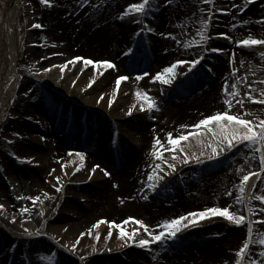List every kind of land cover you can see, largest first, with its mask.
<instances>
[{"label": "bare ground", "instance_id": "obj_1", "mask_svg": "<svg viewBox=\"0 0 264 264\" xmlns=\"http://www.w3.org/2000/svg\"><path fill=\"white\" fill-rule=\"evenodd\" d=\"M137 1L140 2V0ZM81 5L80 0H53L51 6L45 7L42 17L36 24L43 25V27H34L37 33L35 32L30 37L27 56L36 55L38 57L36 68H42V64L43 69L57 65V67H51L50 71H41L44 72L43 77L49 72L60 70L59 65L66 62L61 57L62 53L69 55L70 59L80 56L103 60L100 57L107 56L108 59L104 60L113 61L116 67L104 71L103 75H100L91 65L85 68L81 61L80 65H69L64 70L65 76L59 84L57 80L50 83L46 82L39 74L36 75L37 73L33 72L35 68L32 62L22 61L20 63L15 38L18 9L12 8L7 14L6 25L10 31L11 63L6 77L0 85V107L10 81L18 74H22V82L19 99L11 109V118L3 128V137L0 141V205L4 206L0 208V264H29V260L34 259L40 249H43L44 244L46 247L54 246L57 252L70 255V258L77 259L79 264H97L98 260L107 264H139L138 251L144 253L147 252V248L133 243L131 239H122L119 229L115 227L112 228L111 238L108 237L109 225L101 224L98 229L93 227L101 218L114 220L118 223L123 221L124 217L118 220V216L124 213L119 206L120 203L135 211L139 215V219L152 227L150 229L154 233L161 231L158 225L168 218L171 210L180 211L181 216L188 213L186 210L231 205V210H239L242 214L249 215L247 211L249 201L245 199L243 204H238L235 200L239 195V183L244 174L234 175L232 169L224 163L228 161V158L240 157L245 154L243 158H246L247 161L243 169L246 174L250 170L256 171L257 169V166L256 169L254 168V155L249 152L244 153L243 148L248 146L245 142L230 149H226V146L223 145L224 149L228 151L227 156L223 157L222 154L216 156L211 152L209 143L210 141L216 142V138L211 131H203L204 128L199 130L200 135H193L187 141H182L181 147L184 151L177 149L175 160H173L171 151H163L164 159L177 165L176 171L171 172L168 165L164 164L163 171L159 173L163 179L156 180L158 186L155 190L150 187L152 181H149L148 177L154 166L162 163L152 154L154 140L159 137L170 149L171 145L167 144L169 130L165 129L162 132L149 130L145 115L148 111L146 108L141 110L140 102L135 101L138 99L136 96L138 89L141 92H148L151 97L156 93L154 85L150 82L151 76L138 79L141 73L130 72L126 66V60L135 59L136 55L129 53L123 57L119 51L123 45L128 43L135 44L138 41L150 43L153 39L155 45L158 48L161 47V51L156 55V65L159 70L178 58L189 57V50L179 51L174 41L175 38L181 39V41L186 40L182 39L177 30V24L184 21L185 16L171 8L170 3L165 0L162 3L160 1L159 8L162 7L167 12L161 27L163 33L157 37L154 31H148L149 28L154 29L161 22L157 21L156 25L154 15H152L153 17L144 16L143 20L140 17L138 20L133 19L130 22H125V26L134 28L132 32H129L127 28L116 24L117 18L111 20L110 15L100 14V16L95 15L91 18L82 16L79 14L80 9L83 11L86 7L82 6L81 8ZM210 6L213 11L208 34L210 45L204 46L202 55L204 63L208 66L212 62L213 65H216L215 57L218 54L216 51L210 50L216 48L213 43L215 36L217 33L225 31L223 23H220L219 15L222 13L219 10L221 7L219 0ZM110 9L113 13V9ZM247 15L258 25L264 26V23H261L264 20V11L258 5L253 6L251 10L248 9ZM241 32L242 30L235 32L233 37H238ZM154 35L156 38L152 37ZM37 43L45 45L38 52H36ZM59 43L60 45L57 46ZM229 54L232 63L227 62L222 67L218 66L213 73L207 72V76H215L216 80L219 77V86L214 90L208 88V90L202 91L200 109L185 102L174 107L173 128L176 125L178 127L195 125L208 115H213L218 111H229L227 104L222 101V97L220 98V94L226 97L228 94L225 93V88H228L229 93L237 89L238 79L235 75L238 69L242 70L240 76L252 84L251 72L254 71L253 69L256 70L252 61L237 51H232ZM233 54H235V59H233ZM41 56L44 57L42 60ZM179 69L173 84L168 85V89L180 91L181 86L185 84L183 79L191 77L193 74V69L189 70V67H180ZM122 73L129 79L121 82L115 100L109 106L108 101L112 99V93L116 89L117 75ZM92 78H95V83L88 87ZM32 80L37 83H32ZM190 81L189 83H191ZM192 85L194 86V80ZM252 85V91H254V84ZM218 89V94L214 95ZM101 95L104 97L103 100H100ZM203 95L207 96L203 97ZM169 96L171 97V95ZM258 105L257 109H252L253 113L250 116L252 119H256L258 116L264 117V106L259 103ZM33 106L36 109H32ZM129 109H132L131 114H129ZM240 110L241 107L238 106L237 109L235 108V113ZM212 126L218 127L217 125ZM178 127L173 130L174 133L183 129ZM140 128L143 129L139 131ZM112 129H116L120 134L116 137L114 135V139L110 138L109 141L107 136ZM24 131L26 132L23 133ZM57 131L62 133H59V137L54 139V136L51 135L56 134ZM78 134L79 139L76 142V147L79 151L73 148L72 150L68 138ZM90 138H92L91 141ZM86 141L89 142V148L86 144L84 145ZM129 141L143 142L142 149L138 150L136 144ZM46 147L48 151L52 152L51 156L48 153L37 152V149H46ZM126 151H131V154H126ZM79 152L85 154L83 165L77 155ZM185 153L191 159L186 163H181ZM118 155L126 158L125 163L121 164L117 160L115 156ZM41 159L47 160L46 164L50 167V170L46 171V175L43 176V179L45 177L44 182L38 180L34 174L36 170L45 173L46 168L42 165ZM97 164L101 165V168L93 174L91 169ZM116 167L118 171L113 172ZM189 167L193 169V172L189 176H180L181 171ZM77 168L80 170L77 171ZM104 169H107L111 174L105 175ZM15 171H19L21 177L25 173L31 179L32 186L29 191L33 196L40 197L38 201L33 202L28 199L27 192L23 191L26 181L14 177ZM57 176L61 178L60 181L56 180ZM254 178L250 179L249 184ZM16 181H18L17 184ZM17 186L19 190L16 194L14 191ZM58 186H62V189L58 190ZM217 187L224 188L225 193L231 192L232 195H226L225 200L215 201L213 190ZM186 190L190 192L199 190L193 195L191 202L200 207L196 208L191 205L193 208L190 209L185 204L186 201L181 197H184ZM165 192L170 193V199H174L171 204H169L168 198H164ZM68 196L76 197L90 214L76 211ZM178 198L180 200L177 201ZM220 201L224 203H220ZM251 204L254 207L258 206L259 209L264 206L257 200L251 201ZM46 207H48V211H46ZM25 208L28 209L27 212L23 211ZM259 209L256 210L259 212ZM99 210L101 211L98 212ZM103 211L104 213L98 216ZM24 215L23 221H19V218ZM151 216H156L157 219H152ZM45 217L46 220H51L48 225L45 223ZM128 217L132 216L128 215L126 218ZM254 217L255 215L252 216V219L255 222ZM77 218H79V222H76ZM91 218L93 220L89 221ZM24 221H28V223L26 224ZM31 222L38 224L35 225ZM152 222L157 223H155V227ZM243 226H237L222 216L202 219L195 226L189 225L182 229L175 238L166 237L167 243H176L182 248L178 249L174 246L178 254L167 253V258L161 263L235 264V261L239 259L237 250L242 246L247 235L242 231L239 232L236 238H240L242 241L239 246L235 247L233 240L223 231ZM137 228H139L137 240L147 237V233L140 225H137ZM126 230L132 231L133 225L129 224ZM97 231L100 233L99 241L96 239ZM253 231V239H258L259 233L264 231V223H254ZM9 240L12 246L8 249L5 245ZM73 245L76 247L74 248ZM257 247V245H253V251ZM150 248L151 251L153 250L159 255L164 253L158 241L152 243ZM198 249L204 251L203 255L198 256L195 253ZM253 251L248 259L253 257ZM31 264L36 263L33 260ZM245 264H247V260Z\"/></svg>", "mask_w": 264, "mask_h": 264}, {"label": "rangeland", "instance_id": "obj_2", "mask_svg": "<svg viewBox=\"0 0 264 264\" xmlns=\"http://www.w3.org/2000/svg\"><path fill=\"white\" fill-rule=\"evenodd\" d=\"M160 1L161 3L163 2V0H155L156 6L149 9L147 13L149 17H153L152 15L155 16L156 25H157V21L158 22L161 21L160 24L155 26L156 33H159V34L163 33L161 27L163 26V18L165 17L166 12H167L164 9H162V7L159 8L158 3ZM131 3H139V2L137 0H80V4H82L81 8L82 6H84L86 7V9L83 11L80 9L79 14H82V16L89 17V18L95 15L100 16V14L110 15L111 20H115V18H117V21L115 22L118 26L122 28H127L129 32H132L134 28L128 25L125 26L126 25L125 22L126 23L128 21L130 22L133 19L138 20L140 17L143 20L144 15L133 14L131 16H125L123 19H121V14L126 10L127 6ZM216 3H217V0H216ZM246 3H247L246 0H219V4L221 5V7L228 9V11H221L222 13L223 12L225 13L224 15L221 16V22H220V23H223V26L225 29L223 33H228L229 35L233 37V34L235 32H238L240 30H242V32L239 34L238 37L234 36L232 40H229L225 36H222V35H220L216 39V43H215L216 48H220L222 49V51L216 52L219 55L215 63L217 66L210 64L209 70L211 69V71L213 72L214 70H217L218 66L222 67L227 62L232 63V59L230 57L231 55L229 54L232 51H237L241 55H243L246 59H250L252 61L253 66H255L256 68V70L253 69L254 71L251 72L252 84H254V91H252V88L251 89L249 88L250 83L248 82V80L240 76V73L242 72V70L238 69L235 75L238 79V83H237L238 87L236 90H233L230 92V93H238V94L236 95L228 94L226 95V97L220 94V98L222 97V101L225 102L227 98H229V100L232 101L233 106L230 110L231 113L233 114L248 113L249 115H246L245 118L252 119V117H250L253 113L252 109H255V108L257 109V106L259 105L258 103L253 102L250 99V97L247 95V93L251 91L253 92L254 95L259 96L260 90L264 89V56L260 55V53L264 52V46H253L252 48H247L244 46L237 45L235 41L240 40V39H245L247 38L248 35H253L257 38H264V26L258 25L257 23L253 21L252 18L248 17L247 15V10L248 9L251 10L253 6H257V5L262 9V11H264V0H251V2L247 3V6H245ZM15 4H16V0H0V83L4 79L9 69V65L11 63V52H10V47H9L10 31L7 29L6 18L10 10L12 8L14 9ZM243 5L244 7H242ZM47 6L48 5H44L43 3H41V0H19L18 6H17L18 11H17V20H16V28H15V32H16L15 38L17 40V49H18L17 56H18V60L20 61V63L22 61L23 62L29 61L30 63L32 62V65L35 68L33 72L37 73L36 75L39 74L46 82L53 83L52 81L57 80V83L59 84L60 80L63 79V77L65 76L64 71L61 72L59 70L53 73L49 72L45 77H43L42 75L44 74V72H41L43 71V64H42V68L35 67L39 61L38 57L36 55L27 56L30 37L35 32L37 33L33 25L38 24V20L43 15V9ZM237 6L240 8H243V11H241L240 8H239L240 10L239 11ZM170 7L173 8L176 12L182 13L185 16V20L177 24V30L180 33V36L182 37V39L185 38L186 40L181 41V39L175 38L174 41L179 51H181L182 49H188L190 55L187 58H178V59H184L188 61V60L197 59L199 57H202L203 52H204V45L206 46V44L194 43V41L196 42L200 41V36L198 35V31L202 29L201 22L208 19L209 17L212 20L213 11H211L210 4L204 3L203 0H171ZM110 8L113 9V13ZM242 21L244 23H241ZM259 30H260V33L258 34ZM59 45L60 43L57 46ZM185 45H188V46L186 47ZM43 46H45L43 43H37L36 52H38ZM129 46H130V43H128L127 45H123L119 53L127 52L128 51L127 48H129ZM155 50H157L158 52L161 51V49L157 48L156 46H155ZM49 54H53V53H49ZM61 57L64 58L66 61L71 60L69 55L65 53H62ZM43 58L42 56L40 57L41 60ZM100 58H102L103 60L108 59L107 56H103V55ZM201 61H203V59ZM135 64L136 65L134 67L133 66L131 67L136 68L138 65L137 61ZM74 65L78 66L80 64L78 62V63H75ZM185 65L186 64L180 65V66L184 67ZM200 70L201 68H197L196 72H198L197 73L198 75L196 76V78H194V79L198 78L195 85L200 83V88H193L192 84L189 83L188 78L185 79V84L181 86L182 89L180 91L169 90L166 88V86L163 83L153 80V84H154L155 91H156V93L153 94V98L155 99L156 107L154 109L146 108L148 112L147 114H145L147 121H148L149 130L162 132L166 129V130H169V132L170 131L173 132V130L176 127H178L176 125V127L173 128L174 126V123H173L174 121L173 113L174 112L173 111L175 110L174 107H176V105H179V103L185 102L186 104H192V107L195 106V108L200 109L199 105H200L201 94H203L202 91L206 89L208 90V88L210 90H214L218 87V84L210 76H209L210 78L207 77L205 81H202L203 75L199 74ZM158 71L160 70L157 67L156 63L151 60V67L148 73L154 75ZM120 75H124V74L123 73L119 74L117 75V77ZM21 82H22V74L21 75L18 74L7 85L5 97L0 107V141L2 140V137H3V128L7 124L9 119L11 118V109L13 108V106L16 105L19 99V94L21 90ZM32 83L35 84L37 82L32 80ZM218 92H219V89L214 93V95H217ZM169 95H171V97ZM204 96H207V95H203V97ZM169 98H171L170 101H168ZM240 100L244 102L243 107H241V105L237 103V101H240ZM135 102H140V104L144 103V101L141 100L140 98H138L137 101ZM238 106L241 107V110L238 113H235V108L237 109ZM32 109H36L35 106H33ZM142 129L140 128V130L139 129L137 130L141 131ZM195 130L192 127L183 128L179 132L178 131L176 133L173 132L174 133L173 136H179L183 133H188V132H195ZM205 130L209 131L207 128L203 129V131ZM25 132L26 131H24L23 133ZM112 132H113L112 130L109 131L108 136H110ZM59 133L61 134L62 132L57 131L56 134L54 135L52 134L51 136H54L53 138L55 139V137H59L58 136ZM108 138L110 139V137ZM68 141L70 142V149L73 148L75 150H79L78 147H76L77 139H75V137H72V136L69 137ZM140 144H143V142L142 143L137 142V148H139V150L142 149ZM47 149H48L47 147L46 149H37V152L48 153V155L51 156L52 152L48 151ZM243 150H244V153L249 152L250 154L256 156V159L254 161L255 162L254 168L256 169V166H257L256 170H258L259 168L258 155L259 154L256 153L253 149H251L249 145L244 147ZM218 151L220 154L223 155V157L227 156L228 151L224 149L223 145L219 146ZM244 155L245 154H243V156ZM243 156L233 157L230 159L228 158V161L224 163L225 165H227L228 168L232 169L234 175L236 176H241L242 174H245L243 167L245 166L247 159L243 158ZM46 162L47 160L41 159L42 165L45 166L46 168L45 173L39 170L34 171L36 178L42 182H44L45 177L43 179V176L46 175V171L50 170V167L46 164ZM192 172H193V169L186 168L183 171H181L180 176H183V175L184 177L189 176V174ZM22 175L24 176L21 177L20 172L15 171L14 177H16L17 179L21 178L20 180L26 181L23 191L27 192L28 199L32 200L31 197H35V196H33V194L30 193L29 191V188H31L32 186L31 179L25 173ZM253 182H255L257 185V188L255 189V191H264V181L256 180V178H254V180L249 185H251ZM17 183L18 181H16V184ZM17 190H19L18 186H17L16 191H14V193H16ZM213 191H214L215 201L219 202L220 199L225 200L226 193H225L224 188L217 187ZM253 191L254 190L249 186L248 194L252 193ZM197 192H199V190L192 191V192L186 190V192L184 193L185 197L183 198L181 197V199L186 201L185 204L190 209L193 208L191 205H193L196 208L200 207V206H195L197 204H193V202H191L193 200V195L196 194ZM68 197L76 211L82 212L83 214H90V212L86 209V207H84L83 203L78 201L76 197H71V196H68ZM178 200H180V198H178L177 201ZM33 202H36V201H33ZM222 202L223 201H220V203ZM119 206L121 209H123L124 213L118 216V220L124 217L123 218V221H124L128 215H131L134 218H139V215L135 211L130 210L128 207H126V205L124 206L122 203H120ZM200 208L202 209V207ZM254 208H255V212L257 213L254 218L257 221L259 219V212L256 209H259V207L255 206ZM47 209L48 207H46V211H48ZM100 211L101 210H99L98 212ZM171 211L172 212L168 216L169 219L180 216L179 214L180 211L179 212H174V210H171ZM192 211H195V210H192ZM103 213L104 211L98 214V216H101ZM24 218H25V215L20 217L19 221L21 220L23 221ZM151 218L155 220L157 219L156 216H151ZM44 219L47 225L51 222V220H48V219L46 220V217ZM78 219L79 218L76 219V222H79ZM91 220H93V218H91L89 221ZM123 221L121 220V222ZM24 222L26 224L28 223V221H24ZM152 223H153L152 224L153 227H155L156 222H152ZM32 224L37 225L38 223H32ZM129 224L130 223H128L127 225H124V227L126 228ZM133 229H139V228H137L135 224ZM246 229H247V225H244L243 227L233 229V230L224 229L223 233L227 234V236L231 240H233L234 245L236 247V246H239L240 242L242 241V239L236 238L237 234L242 231L247 235ZM254 231H255V228H254ZM144 238L151 239L148 236ZM158 242L162 248V251H164V253H162L163 255H159L158 253H155V251L153 250L151 251L150 247L147 248V252L143 253V252L138 251L139 259L137 258V260L139 264H162L161 261H165V259L167 258L166 254L169 250V247H168L169 245H167V243L165 242V239L158 241ZM10 243L11 241L9 240L5 245L6 248L9 249L12 246V244ZM154 243H157V242H154ZM160 243H163V244H160ZM254 251H253L254 253L253 257H251V259H260L258 256L259 248L257 247L256 250ZM195 253L199 256V255H203L204 251H202L201 249H198L197 251H195ZM70 257H71L70 255L63 254L62 252H57V249L54 246L46 247V244H44L43 249H40V252L34 257L33 260L36 264H79L77 259L70 258ZM33 260H29L30 261L29 264H31ZM100 261L101 260H98L97 264L104 263V261L102 262ZM104 264H107V263H104Z\"/></svg>", "mask_w": 264, "mask_h": 264}, {"label": "snow or ice", "instance_id": "obj_3", "mask_svg": "<svg viewBox=\"0 0 264 264\" xmlns=\"http://www.w3.org/2000/svg\"><path fill=\"white\" fill-rule=\"evenodd\" d=\"M166 2L170 3L171 0H166ZM206 4H215L216 0H203ZM246 2H251V0H246ZM41 3L44 5L51 6L52 0H41ZM155 5V0H140L139 3H131L127 6L126 10L121 14V19H123L125 16H131L133 14L136 15H147L149 9ZM220 11H228V9L221 7L219 9ZM243 11V8L240 9ZM202 23V29L198 31V35L200 36V41L194 43H201V44H207L209 37L208 32L211 27V18L204 20ZM241 23H244L243 21ZM261 23H264V20L261 21ZM34 27H43V25H33ZM148 31H154V29L149 28ZM171 35V34H166ZM217 35L225 36L227 39L232 40L233 37L229 35L228 33H217ZM235 43L239 46H244L247 48H252L253 46H264V38H257L253 35H248L245 39L236 40ZM186 47L188 45H185ZM212 51H222L220 48H213L210 49ZM167 51V49H165ZM131 52V49L129 50ZM261 56H264V52L260 53ZM203 57H199L197 59L192 60H184V59H178L167 66H164L162 70L158 71L154 76L151 78L154 81H159L163 84L171 85L174 82V77L178 74V71H180L179 66L187 64L189 67V70L195 69L197 65L200 64ZM233 59H235V54H233ZM83 61L84 67L88 68V66H93L95 70L100 74L103 75L104 71L114 69L116 67V64L113 61L109 60H94L92 58H84L80 56L73 57L71 60L64 62L63 64L59 65L60 71L63 72L69 65H74L75 63ZM51 67H57V65H51L49 68L43 69L44 71H50ZM235 72V69L233 70ZM150 75L149 73H143L141 74L138 79H143L144 76ZM129 79L128 76L120 75L117 77L115 84L116 89L112 93V99L108 101L109 106L113 103L115 100V97L117 95V92L119 90L120 84L122 81H125ZM95 83V78H92L89 81L88 87H91ZM75 84V82H74ZM253 87L252 84H249V88L251 89ZM233 88H235V85H233ZM225 93L229 95H236L238 93H229L228 88L224 89ZM247 95L250 97V99L253 102L264 104V89L260 90L259 96L254 95L251 91L247 93ZM136 96L144 101L140 105L141 110L147 109H154L156 107V102L153 97H151L148 92L144 91L141 92L139 89L136 92ZM104 97L101 95L100 100H103ZM225 103L228 106L229 111H218L213 115H208L204 119L199 120L195 125H181L182 128L192 127L196 129V132H188L183 133L179 136H173V133L169 132L167 133V144L171 145V148L168 149L164 142L161 141L159 137H156L153 144V150L152 154L153 156L161 160L162 163H158L154 166L151 175L148 177L149 181H152L150 184V187L152 190H155L157 188L156 180H162L163 176L159 173L163 171V165L167 164L168 168L171 169V172H175L177 165L175 163H170L168 160L164 159L163 151H171L173 153V160L176 159V151L179 149L180 151H184V149L181 147L182 141H187L190 136L193 135H200L199 130L201 128H207L209 131L212 132L213 136L216 138V142H209L211 144V152L215 154L216 156H219L218 148L221 145L226 146V149L235 148L237 144L241 143H247L251 149H253L256 153H258V160H259V168L258 170H250L246 174H244L240 180L239 183V195L236 196L235 200L238 204H243L245 199L249 201V206L247 208L249 215L242 214L239 210H231V205L226 207H208L205 209L190 211L186 213L185 215H181L176 218L172 219H166L161 224L158 225V227L161 229L158 233H154L151 231L150 226L146 224L143 220L139 218L134 217H128L123 222H116L114 220H109L107 218H101L96 222L95 225H93L94 228H99L101 224H107L109 225L108 230V237H112V228L115 227L119 229V235L122 239L127 238L131 239L133 243H138L141 247L149 248L152 243L161 241L165 239L168 236H171L172 238H175L179 232H181L182 229L188 227L189 225L195 226L197 223H199L202 219H207L213 216H222L228 221L234 223L237 226L245 225L247 224V238L243 241L242 246L237 250V255L239 259L235 261V264H245V261L247 260V264H264V231H261L259 233L258 239H253L254 231L253 226L254 223H264V206L260 207L259 209V219L257 221H253L252 216L256 215L254 206H252L251 201L257 200L260 202L261 205H264V191H255L257 188V185L255 182H253L251 185H249V181L251 178L255 177L256 180H262L264 181V117H257L256 119H248L245 118L246 115H249L248 113L243 114H233L231 113V108L233 106L231 100H225ZM243 107L244 102L242 100L237 101ZM132 109H129V114H131ZM212 125H217L218 127H211ZM69 155H72V153H69ZM77 155L80 157L81 165H83L85 154L83 152L77 153ZM191 159L185 153L184 158L181 159V163H186ZM253 159H256L254 156ZM66 167V166H65ZM101 168V165L97 164L94 165L91 169V172L94 174L97 169ZM77 171L80 169L77 168ZM105 175H110L111 173L104 169ZM91 178V177H89ZM60 177L57 176L56 180L60 181ZM251 187L254 191L247 196L245 195L246 189L248 187ZM62 186H58V190H61ZM226 195H232L231 192L226 193ZM33 201H38L40 197H31ZM3 205H0V208H3ZM23 211L27 212L28 209H23ZM134 222L136 225H140L141 228L145 233H147V236L151 239L142 238L137 240V233L139 232V229H133L132 231L126 230L124 225H127L129 222ZM96 239L99 241L100 239V233L96 232ZM79 243V241H77ZM257 245L259 248L258 256L260 259H248L249 255L253 251L252 246ZM75 248L76 245H73Z\"/></svg>", "mask_w": 264, "mask_h": 264}]
</instances>
